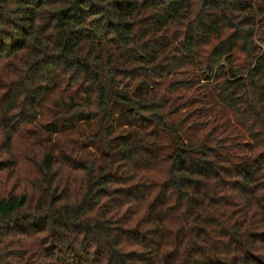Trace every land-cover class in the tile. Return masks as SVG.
Returning a JSON list of instances; mask_svg holds the SVG:
<instances>
[{
    "label": "clouds",
    "instance_id": "obj_1",
    "mask_svg": "<svg viewBox=\"0 0 264 264\" xmlns=\"http://www.w3.org/2000/svg\"><path fill=\"white\" fill-rule=\"evenodd\" d=\"M142 2L90 0L89 7L102 5L105 9L102 24L106 26L119 11L117 5L126 8ZM227 2L236 6L230 9L229 19L233 24L240 25L245 17H249L251 23L227 28V35L235 33L237 40L230 63L210 56L205 63H211L214 72L231 69L244 77L236 98L238 112L233 109L228 117L221 118L218 108L202 96L208 82L199 78L191 66L175 63L171 56L167 60L161 56L155 64L146 66L150 90L140 101L158 107L141 115L162 121L161 128L166 126L171 135L155 141L138 139L134 151L127 152V146L117 147L113 143L116 135L130 131L127 125L109 135L96 126V121L92 122V127L81 121L83 135H72L59 147L46 145L41 140L39 118L20 132L10 130L20 114L27 111L23 100L32 91L33 73L28 48L13 54V36L20 39L21 33L13 31L10 22L19 24L22 13L15 11L17 5L9 0L8 7L0 11V107L5 109L0 116L15 119H11L8 128L0 126V162L9 165L0 171V201L26 203L15 213L0 215V264H72L75 256L82 258V264H120L122 260L128 264L127 255L143 253L144 243L157 254V260L163 254H172L171 264H208L210 260L221 264H254L248 253L264 264V244H256L252 239L254 234L257 240L264 239V99L259 87L251 84L248 72V66L255 64V57L264 55V0ZM31 3L38 17L37 28L50 24L52 27L46 35H54L53 28L61 19L58 13L65 5L50 0H31ZM240 8L247 10L241 12ZM198 13L199 0H194L193 26ZM69 14L76 15V9H71ZM98 18L89 16L87 19L91 24ZM139 27L133 28L131 35H137ZM33 39L29 36V43ZM149 39L145 36L140 43ZM176 43L179 44V40ZM210 51V46L206 45L205 52ZM89 63L93 62L89 60ZM156 65H162L163 70L154 74ZM115 81L116 91H131L124 88L127 82L124 77L115 76ZM180 82H191L193 86L176 91L175 85ZM11 96L18 99L9 109ZM194 98H198L197 103L169 115L172 108ZM52 101L71 103L68 96H61L57 91L51 99L44 100V112L54 110ZM80 102L84 111L92 114H102L108 106L95 88L82 91ZM192 113L191 119L185 120ZM94 133L98 135L94 137ZM173 140L180 147L201 153V159L211 161L218 175L196 176L184 181L182 177L186 173L178 169L187 157L174 153ZM84 141L87 143L83 144ZM153 143L157 147L153 148ZM82 144L83 150L76 147ZM105 152L111 153L114 159L107 171L123 178L124 182L102 184L100 187L107 194H98L94 185L102 174L98 168L104 163L102 154ZM46 154L54 160L50 168L44 165ZM68 156L83 159L86 166L74 171L69 169ZM65 172L72 175L71 183L61 178ZM53 175L56 179L49 184ZM57 185L60 191L66 192V197L52 204L51 194ZM133 186L139 188L129 194L132 200L118 198L117 190ZM165 187L168 188L165 198L154 203ZM236 212L239 215H234ZM59 220L65 223L63 229L57 227ZM197 233L201 234L199 242ZM218 248L221 252L216 251Z\"/></svg>",
    "mask_w": 264,
    "mask_h": 264
},
{
    "label": "trees",
    "instance_id": "obj_2",
    "mask_svg": "<svg viewBox=\"0 0 264 264\" xmlns=\"http://www.w3.org/2000/svg\"><path fill=\"white\" fill-rule=\"evenodd\" d=\"M13 2L17 5L15 11L22 13L19 24L10 22L12 30L21 33L20 39L13 36V54L21 48L29 49L28 58L31 61L30 71L33 76L32 91L28 92L23 100L27 111L20 114L18 122L10 129L12 132L22 131L25 126L38 122L39 118L41 140L46 145L59 147L64 142V140L61 141L60 136L83 135L81 121L88 127H92V122L96 121V126L103 128L109 135L124 129L127 125L130 131L116 135L113 141L117 147L127 146V152L134 151V145L138 139L155 141L170 136L171 132L166 130V126L161 128L162 121L141 115L143 111L158 107L141 104L140 101L148 95L150 90L149 70L146 66L155 64L161 56L165 60L171 56L173 62L191 66L198 72L199 78L208 82V87L202 96L218 108L221 118L228 117L230 112L236 109V98L242 89L244 77L231 69L223 73L214 72L212 64L205 63L209 56L213 59L222 58L230 63L237 40L234 39L235 33L227 35V28H238L245 22L251 23V19L245 17L240 25L233 24L229 15L230 9L236 6L229 5L227 0H199L200 13L197 15L194 26L191 21L194 0H143L142 3L126 8L117 5L119 11L113 15V19L109 20L106 26L102 24L105 9L101 4H92L89 7L90 0H50L54 4L65 5V8L58 13L61 19L53 28L54 35H46L48 29L52 27L50 24H42L37 28L38 17L32 8L31 0H13ZM8 3L9 0H0V11L7 8ZM73 8L76 9V15L69 14ZM86 8L87 11H85ZM246 10L240 8L241 12ZM89 16L99 18L89 24L87 19ZM131 17H139V19L130 21ZM138 25L140 27L137 35H131L133 28ZM170 32L172 35H169ZM29 36L34 37L31 43L28 40ZM145 36L150 39L141 44L140 41ZM177 40L179 44L176 43ZM206 45L211 48L209 53L205 52ZM137 48H140V52H137ZM89 60L93 63H89ZM157 70L162 71V65H156L153 73L157 74ZM61 71L64 72L63 76ZM248 72L251 84L259 87L261 98L264 99V55L255 57V64L248 66ZM115 76L124 77L127 81L124 83V88L131 91H116ZM85 85L88 86L87 89ZM192 86L191 82H180L175 85V90L190 89ZM93 88L99 91L102 102L105 100L108 102L102 114L85 112L80 102V93ZM57 91H60L61 96H68L71 103L52 101L54 110L44 112L42 110L44 100L51 99L52 94ZM17 99L18 97L15 96L8 98L9 109L15 105ZM197 100L198 98H194L186 104L172 108L169 115L179 113L181 108L197 103ZM236 110L238 112V109ZM4 111L5 109L0 107V112ZM191 115L194 113L185 120L191 119ZM11 119L15 118L0 116V126L8 128ZM93 135L95 137L98 133ZM86 143L87 141L83 142V144ZM83 144L76 147L83 150ZM155 147L157 145L153 143V148ZM171 147L174 153L180 152L187 157L181 161L178 169L179 172L186 173L182 177L184 181H191L196 176L218 175L214 172L211 161L201 159V153L191 151L187 147H180L175 140L172 141ZM102 159L104 163L98 168L102 174L96 180L94 187L98 188V194H107L100 187L102 184L124 181L123 178L107 171L111 162H114L111 153H103ZM52 162L54 160H50L46 154L45 167L50 168ZM66 163L73 171L78 167L86 166L83 159L74 160L71 156L67 157ZM8 166L5 162H0V171ZM61 178L67 179L69 183L73 179L69 172L63 173ZM55 179L56 175H53L48 183L51 184ZM138 188L139 186H133V188L117 190L118 198L132 200L133 197L129 194L137 192ZM167 191L168 188L165 187L157 194L154 203L164 199ZM65 197L66 192L60 191V185H57L52 191L51 203L56 204ZM25 203L26 201H0V215L7 216L15 213L23 208ZM234 215H239V212ZM56 223L59 229L65 227L63 220ZM236 223L240 222L236 221ZM200 235V233L196 234L197 242L200 241ZM227 235L225 231L224 236L227 237ZM252 239L256 244H264V239L257 240L255 234ZM143 247V253L133 252L127 255L128 264H171L172 254H163L157 260V254L147 243H144ZM216 251L221 252V249L218 248ZM248 256L254 264H262L251 253H248ZM72 264H82V258L75 256ZM120 264L125 262L122 260ZM208 264H221V262L210 260Z\"/></svg>",
    "mask_w": 264,
    "mask_h": 264
},
{
    "label": "rangeland",
    "instance_id": "obj_3",
    "mask_svg": "<svg viewBox=\"0 0 264 264\" xmlns=\"http://www.w3.org/2000/svg\"><path fill=\"white\" fill-rule=\"evenodd\" d=\"M68 137H71V135H69V134H65L63 137L60 136V139H61V141H62V140L65 141V139L68 138Z\"/></svg>",
    "mask_w": 264,
    "mask_h": 264
}]
</instances>
